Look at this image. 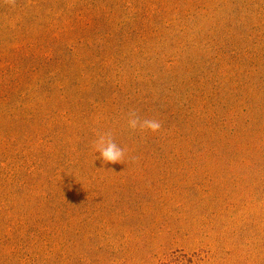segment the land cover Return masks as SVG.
Returning a JSON list of instances; mask_svg holds the SVG:
<instances>
[{"label":"rangeland","instance_id":"374dc122","mask_svg":"<svg viewBox=\"0 0 264 264\" xmlns=\"http://www.w3.org/2000/svg\"><path fill=\"white\" fill-rule=\"evenodd\" d=\"M0 264H264V0H0Z\"/></svg>","mask_w":264,"mask_h":264},{"label":"clouds","instance_id":"9594fccd","mask_svg":"<svg viewBox=\"0 0 264 264\" xmlns=\"http://www.w3.org/2000/svg\"><path fill=\"white\" fill-rule=\"evenodd\" d=\"M127 127L133 132L157 133L161 130L162 124L156 119H141L135 111H131L128 113ZM94 149L99 153V158L102 159L104 163L115 164L125 162L126 150L115 142L110 131L98 136L97 140L94 142ZM131 159L135 160V157H131Z\"/></svg>","mask_w":264,"mask_h":264}]
</instances>
